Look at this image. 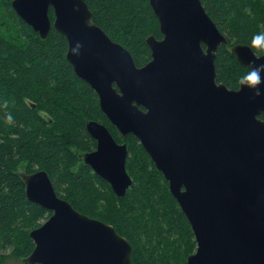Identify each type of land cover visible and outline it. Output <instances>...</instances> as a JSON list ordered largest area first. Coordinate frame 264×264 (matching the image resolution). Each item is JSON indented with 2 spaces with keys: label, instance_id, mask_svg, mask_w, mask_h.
I'll use <instances>...</instances> for the list:
<instances>
[{
  "label": "water",
  "instance_id": "95a60500",
  "mask_svg": "<svg viewBox=\"0 0 264 264\" xmlns=\"http://www.w3.org/2000/svg\"><path fill=\"white\" fill-rule=\"evenodd\" d=\"M148 1L162 38H145L150 60L141 67L92 23L84 0H12L11 7L40 39L52 27L65 37L75 75L162 174L193 231L196 248L186 264H264V52L231 46L253 80L228 89L215 69L228 42L201 0ZM85 129L96 148L83 163L123 196L132 184L126 143L97 121ZM20 175L26 199L51 211L29 232L34 247L23 263L133 264L128 240L58 196L46 171Z\"/></svg>",
  "mask_w": 264,
  "mask_h": 264
},
{
  "label": "trees",
  "instance_id": "16d2710c",
  "mask_svg": "<svg viewBox=\"0 0 264 264\" xmlns=\"http://www.w3.org/2000/svg\"><path fill=\"white\" fill-rule=\"evenodd\" d=\"M11 1L0 0V264H26L23 259L34 247L29 232L51 215L26 199L20 174L36 170L47 172L58 196L75 210L113 226L127 239L133 264H186L196 248L193 231L135 137L125 142L132 184L121 197L83 163L82 155L95 142L86 122H101L117 133L96 93L67 62L65 37L52 27L40 39ZM84 1L92 23L127 49L137 67L150 60L145 38L162 35L148 0ZM201 2L228 40L216 53V80L236 90L241 82H251L253 73L230 48L244 43L257 54L264 52V0ZM49 17L52 21L51 9ZM260 118L264 121V112ZM130 138L135 144H129Z\"/></svg>",
  "mask_w": 264,
  "mask_h": 264
},
{
  "label": "rangeland",
  "instance_id": "374dc122",
  "mask_svg": "<svg viewBox=\"0 0 264 264\" xmlns=\"http://www.w3.org/2000/svg\"><path fill=\"white\" fill-rule=\"evenodd\" d=\"M261 53H259L258 55H260ZM147 63V62H146ZM145 63V64H146ZM145 64H143V65H145ZM43 116H44V114H42ZM107 118V117H106ZM109 121V120H108ZM110 122V121H109ZM99 123H101V122H99ZM102 124V123H101ZM110 124H111V122H110ZM112 125V124H111ZM112 127L115 129L114 131L117 133V134H114V133H111V134H113L112 136H114L113 138H114V140L116 139L118 142H120L121 144H123V143H125L126 142V140H127V138L128 137H126V138H124L118 131H117V129L112 125ZM129 136V135H128ZM133 136V135H132ZM134 137V136H133ZM115 140V141H116ZM138 141V140H137ZM138 143H139V141H138ZM127 144V143H126ZM129 144L131 145V144H135L134 143V141H133V139L132 138H130L129 139ZM140 144V143H139ZM141 145V144H140ZM79 168H81V166H77L76 168H75V170H79ZM91 169V168H90ZM156 169V168H155ZM37 171V170H36ZM91 173H94L93 172V170L91 169ZM18 172H22V170H21V168H18ZM95 174V173H94ZM161 174V173H160ZM162 175V174H161ZM8 264H18L17 262H14V261H12V260H10V261H8L7 262Z\"/></svg>",
  "mask_w": 264,
  "mask_h": 264
},
{
  "label": "flooded vegetation",
  "instance_id": "af4514ba",
  "mask_svg": "<svg viewBox=\"0 0 264 264\" xmlns=\"http://www.w3.org/2000/svg\"><path fill=\"white\" fill-rule=\"evenodd\" d=\"M93 139V138H92ZM94 140V139H93ZM95 141V140H94ZM117 142V141H116ZM117 143H119V144H121L120 142H117ZM96 148V141L94 142V146L90 149V150H88L87 152H91V151H93L94 149ZM86 152V153H87ZM85 154V153H84ZM83 154V155H84ZM83 155H82V157H83Z\"/></svg>",
  "mask_w": 264,
  "mask_h": 264
},
{
  "label": "bare ground",
  "instance_id": "6f19581e",
  "mask_svg": "<svg viewBox=\"0 0 264 264\" xmlns=\"http://www.w3.org/2000/svg\"><path fill=\"white\" fill-rule=\"evenodd\" d=\"M202 3V2H201ZM203 5V4H202ZM204 7V6H203ZM205 9V8H204ZM206 11V10H205ZM206 13H207V11H206ZM208 14V13H207ZM209 15V14H208ZM211 18V17H210ZM213 21V20H212ZM214 22V21H213ZM215 24V23H214ZM216 25V24H215ZM217 27V26H216ZM217 29H218V27H217ZM219 30V29H218ZM220 31V30H219ZM221 33V32H220ZM222 34V33H221ZM223 35V34H222ZM224 36V35H223ZM225 37V36H224ZM226 38V37H225ZM226 40H227V38H226ZM227 42H228V40H227Z\"/></svg>",
  "mask_w": 264,
  "mask_h": 264
}]
</instances>
